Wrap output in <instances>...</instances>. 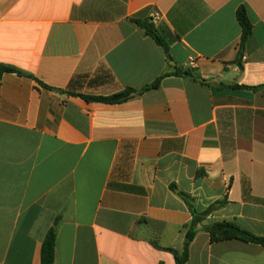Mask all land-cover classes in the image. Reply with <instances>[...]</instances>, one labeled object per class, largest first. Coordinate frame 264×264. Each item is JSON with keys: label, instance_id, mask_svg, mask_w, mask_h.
<instances>
[{"label": "crops", "instance_id": "obj_1", "mask_svg": "<svg viewBox=\"0 0 264 264\" xmlns=\"http://www.w3.org/2000/svg\"><path fill=\"white\" fill-rule=\"evenodd\" d=\"M0 65L53 89L0 77V264H41L53 227L54 264H176L152 243L182 251L190 206L225 197L203 225L264 238V0H0ZM165 74L121 104L78 96ZM187 264H264V247L200 228Z\"/></svg>", "mask_w": 264, "mask_h": 264}, {"label": "trees", "instance_id": "obj_2", "mask_svg": "<svg viewBox=\"0 0 264 264\" xmlns=\"http://www.w3.org/2000/svg\"><path fill=\"white\" fill-rule=\"evenodd\" d=\"M132 21L136 25H138L145 32L146 35L152 37L156 41V43L164 49L166 55L169 56L168 44L160 36V34L156 30L151 19H145V20L132 19ZM238 21L242 27V38H241V45H240V49L238 52L236 62L239 65L240 69H242L241 61L244 56L243 49H244L245 43L247 42L249 37L252 35V31H253L252 24L248 18V14L245 8H241L239 10ZM3 74L23 75V76H26L34 80L41 87L48 89V90H53L51 87L39 81L33 75L26 74L13 66L0 65V77ZM166 75L167 74L163 75L162 77L157 79L155 82L144 87L143 89L139 91L132 89V88H128L118 94L108 96V97H91V96H84V95H78V96L90 102H100V103H105V104H121L136 96H140L150 90L157 89L160 86L162 78H164ZM200 82L205 83L202 80ZM232 88H236V89L245 88V89L256 90L261 87L233 86ZM181 197L185 201L190 200V197L183 193H181ZM226 203H227V200L225 197V199L218 201L215 204L211 205L209 209L204 213H199L196 211L194 206H190L191 213H192V221L185 228L186 238H185V243H184V247L182 251H177L174 249H162L158 247L157 243L155 242H153L152 245L158 248L159 250L170 252L174 256L176 264H187L189 257H190V246L192 242L194 241L200 228L209 234L211 242L239 240L242 242L253 243V244H257V245L264 247V238L255 236L252 233L246 230H243L242 228H240L238 225L234 223L217 222V223H211L205 226L203 225V222L207 216H209L212 212L222 208ZM56 242H57V230L55 227H53L46 234L42 247H41V264H54L55 263Z\"/></svg>", "mask_w": 264, "mask_h": 264}, {"label": "built area", "instance_id": "obj_3", "mask_svg": "<svg viewBox=\"0 0 264 264\" xmlns=\"http://www.w3.org/2000/svg\"><path fill=\"white\" fill-rule=\"evenodd\" d=\"M196 66H197V59L196 58H190L189 63H188V67L189 68H195Z\"/></svg>", "mask_w": 264, "mask_h": 264}, {"label": "water", "instance_id": "obj_4", "mask_svg": "<svg viewBox=\"0 0 264 264\" xmlns=\"http://www.w3.org/2000/svg\"><path fill=\"white\" fill-rule=\"evenodd\" d=\"M56 91H57V92H60V93L62 92L61 90H56Z\"/></svg>", "mask_w": 264, "mask_h": 264}]
</instances>
